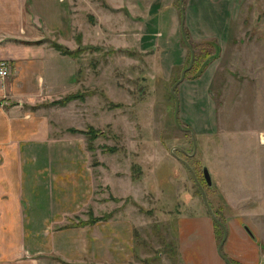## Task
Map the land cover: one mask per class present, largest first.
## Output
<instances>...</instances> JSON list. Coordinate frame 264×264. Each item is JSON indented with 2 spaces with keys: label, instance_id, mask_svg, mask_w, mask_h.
I'll use <instances>...</instances> for the list:
<instances>
[{
  "label": "rangeland",
  "instance_id": "rangeland-1",
  "mask_svg": "<svg viewBox=\"0 0 264 264\" xmlns=\"http://www.w3.org/2000/svg\"><path fill=\"white\" fill-rule=\"evenodd\" d=\"M82 1L83 48L67 82L88 94L62 125L102 132L94 150L85 134L67 136L84 143L95 176L79 216L117 208L131 218L138 264L183 263L182 224L210 214L200 187L215 217L243 212L264 232V0H107L132 1L131 20L126 8ZM205 50L216 55L194 74L192 58ZM214 233L223 246L225 229Z\"/></svg>",
  "mask_w": 264,
  "mask_h": 264
},
{
  "label": "crops",
  "instance_id": "crops-1",
  "mask_svg": "<svg viewBox=\"0 0 264 264\" xmlns=\"http://www.w3.org/2000/svg\"><path fill=\"white\" fill-rule=\"evenodd\" d=\"M105 1L113 11L126 8L130 20L137 16L132 1ZM82 3L0 0V59L12 65V73L0 80V264H138L133 221L118 216L117 208L93 224L58 227L95 195L84 143L80 148L69 142V125H62L77 99L45 103L75 91H68L67 82L74 60L52 41L75 49L68 40L74 38L77 46L83 40L77 22ZM245 215H224L221 250L240 264H264V232ZM215 235L212 215L187 216L177 244L183 263L227 264Z\"/></svg>",
  "mask_w": 264,
  "mask_h": 264
},
{
  "label": "trees",
  "instance_id": "trees-1",
  "mask_svg": "<svg viewBox=\"0 0 264 264\" xmlns=\"http://www.w3.org/2000/svg\"><path fill=\"white\" fill-rule=\"evenodd\" d=\"M78 41V45L79 47H77L76 49H70L69 47H67L66 45L64 44H61V43H58V42H55V41H52V45L58 49L62 54H66V55H69V56H72V57H77L80 52H81V49L83 48L81 45V39L80 37L77 39ZM188 50H189V56L190 54H192V51H191V44L188 42ZM215 44V43H213ZM208 52L205 51H202V55H198L197 57L194 56L192 58V61H191V64L189 67H191L194 63V67L193 69L195 70L194 71V74H198L200 71H202L203 69V66L205 65V63L209 62V60L213 57H215L216 53L213 52L211 53V55L208 56ZM198 62V63H197ZM89 93H91V91H89ZM88 94V92H86V90L84 89H77L75 91H71L63 96H61L60 98H57V99H53L49 102H45L46 105H65L67 104L69 101H72V100H75V99H84V97ZM172 96V94H171ZM68 131L70 132H79V133H83L85 134V137L87 139V148L89 150H94V146L92 145V141L93 139L98 135V133L100 132L99 130H96L94 129L92 126L88 125V127L86 129H83V128H78V127H74V126H69L67 128ZM102 132V131H101ZM100 132V133H101ZM110 149H113L115 150L116 147H111ZM96 161H94L95 163ZM88 217L87 218H82L79 216V214H73L71 216H68L67 217V222L59 225L58 227H71V226H83V225H87V224H93L99 220H105V219H108L109 217L112 216L113 214V211L111 212H106L100 216H96L94 215L93 213V210L91 208H88L87 211H86ZM215 215V213H214ZM214 220V227H219L221 229V231L223 232V229L225 227L224 225V220H221L219 217H215L213 218ZM222 246L219 245L218 247V251L219 253L222 255L223 258H225L226 260V263L227 264H240L239 261H237L236 259L234 258H231V257H228L227 255L224 254V252H222L221 250ZM63 263L65 264H74V263H70V262H65V261H62Z\"/></svg>",
  "mask_w": 264,
  "mask_h": 264
},
{
  "label": "water",
  "instance_id": "water-1",
  "mask_svg": "<svg viewBox=\"0 0 264 264\" xmlns=\"http://www.w3.org/2000/svg\"><path fill=\"white\" fill-rule=\"evenodd\" d=\"M180 2H181V0H180ZM184 68H186V67H184ZM184 70H185V69H183V71H184ZM180 78H182V71H181L180 77H179L177 80H175V84L178 83V81H179ZM175 84H174V85H175ZM172 91H173V86H172ZM202 170H203V172H202V174H203V178L205 179V181H206L208 184L212 183V182H211V177H210V170H208V168L206 167V165H203V166H202ZM200 190H201V194L203 195L202 198H203V200H204L206 206L209 208V210H208L209 213L212 214V217H213V218H215V215H214V213L212 212V207L209 206V204H208V202H207V199H206L207 196L205 195V193H204L202 187H200Z\"/></svg>",
  "mask_w": 264,
  "mask_h": 264
},
{
  "label": "built area",
  "instance_id": "built-area-1",
  "mask_svg": "<svg viewBox=\"0 0 264 264\" xmlns=\"http://www.w3.org/2000/svg\"><path fill=\"white\" fill-rule=\"evenodd\" d=\"M12 73V65L6 59H0V80L5 79Z\"/></svg>",
  "mask_w": 264,
  "mask_h": 264
}]
</instances>
